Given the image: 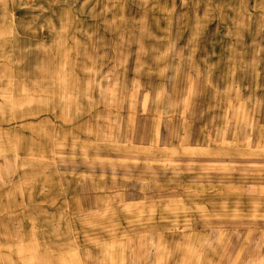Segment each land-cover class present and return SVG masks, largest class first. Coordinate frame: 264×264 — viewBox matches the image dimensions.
Instances as JSON below:
<instances>
[{
  "label": "rangeland",
  "instance_id": "374dc122",
  "mask_svg": "<svg viewBox=\"0 0 264 264\" xmlns=\"http://www.w3.org/2000/svg\"><path fill=\"white\" fill-rule=\"evenodd\" d=\"M0 264H264V0H0Z\"/></svg>",
  "mask_w": 264,
  "mask_h": 264
}]
</instances>
